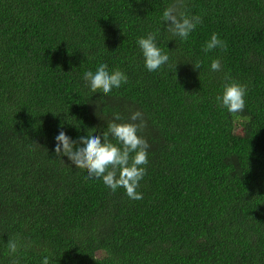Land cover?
Masks as SVG:
<instances>
[{
	"label": "trees",
	"instance_id": "trees-1",
	"mask_svg": "<svg viewBox=\"0 0 264 264\" xmlns=\"http://www.w3.org/2000/svg\"><path fill=\"white\" fill-rule=\"evenodd\" d=\"M173 4L203 21L187 41L162 20ZM149 33L169 56L155 72L137 44ZM213 33L226 51L202 50ZM101 64L128 77L111 95L83 78ZM232 81L247 86L238 114L216 101ZM136 111L150 145L142 199L56 156L61 130L102 137L114 113ZM45 257L264 264V0H0V264Z\"/></svg>",
	"mask_w": 264,
	"mask_h": 264
},
{
	"label": "clouds",
	"instance_id": "clouds-1",
	"mask_svg": "<svg viewBox=\"0 0 264 264\" xmlns=\"http://www.w3.org/2000/svg\"><path fill=\"white\" fill-rule=\"evenodd\" d=\"M162 20L166 30L183 41H187L197 25L203 22L199 16L178 12L175 4L164 10ZM156 37L157 33H149L146 38L140 37L137 40L145 66L150 72L161 69L169 61V56L157 46ZM216 48L226 51L227 44L213 33L202 50L207 53ZM193 66L194 69H201L202 63L197 61ZM220 70V60H213L211 71ZM83 78L93 93L102 95H111L114 88L119 89L122 84L128 82V77L123 71L116 69L110 73L106 64L99 65L95 73L85 72ZM225 79L230 80L231 77L226 75ZM246 96L247 86L232 81L224 85L223 94L218 95L216 101L218 106L226 108L229 113L238 114L246 108ZM113 115L114 120L107 121V130L103 132L102 137L95 135L96 129L92 134L73 140L61 130L55 137V154L62 159L67 157L76 168L87 170L86 179H102L113 192L123 188L129 198L139 200L143 197L137 189L146 175L145 166L149 162L150 145L139 135L146 127V120L140 111L132 113L130 122L117 123L116 121L123 118L119 113ZM110 136L116 143L109 139ZM7 247L10 254L19 250L15 239H9ZM42 264H49V258L45 257Z\"/></svg>",
	"mask_w": 264,
	"mask_h": 264
}]
</instances>
